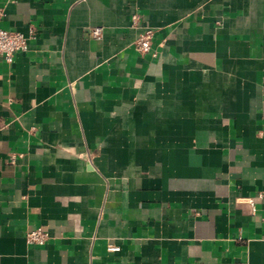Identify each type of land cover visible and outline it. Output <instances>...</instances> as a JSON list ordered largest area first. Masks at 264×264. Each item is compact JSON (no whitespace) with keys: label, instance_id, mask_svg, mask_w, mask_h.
<instances>
[{"label":"crops","instance_id":"0c3cea01","mask_svg":"<svg viewBox=\"0 0 264 264\" xmlns=\"http://www.w3.org/2000/svg\"><path fill=\"white\" fill-rule=\"evenodd\" d=\"M0 28L30 37L0 55V264H264V0H0Z\"/></svg>","mask_w":264,"mask_h":264},{"label":"built area","instance_id":"2783aa9c","mask_svg":"<svg viewBox=\"0 0 264 264\" xmlns=\"http://www.w3.org/2000/svg\"><path fill=\"white\" fill-rule=\"evenodd\" d=\"M133 25L140 30V34L135 42V49L144 56L152 51V40L155 29L144 23L139 14L133 15ZM92 35L96 39L103 38V28L96 27L92 30ZM30 37L18 31H7L0 28V55L8 63H12L14 56L18 52L28 51ZM49 238L48 232L43 228H37L27 233V240L31 244L43 245Z\"/></svg>","mask_w":264,"mask_h":264}]
</instances>
